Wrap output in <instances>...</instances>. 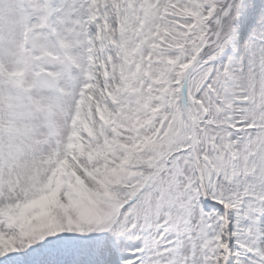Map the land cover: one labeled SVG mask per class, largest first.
I'll return each mask as SVG.
<instances>
[{"label":"snow or ice","instance_id":"6c2138e0","mask_svg":"<svg viewBox=\"0 0 264 264\" xmlns=\"http://www.w3.org/2000/svg\"><path fill=\"white\" fill-rule=\"evenodd\" d=\"M0 264H264V0H0Z\"/></svg>","mask_w":264,"mask_h":264}]
</instances>
